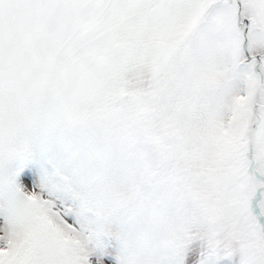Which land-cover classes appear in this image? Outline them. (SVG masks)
Returning a JSON list of instances; mask_svg holds the SVG:
<instances>
[{
	"label": "snow or ice",
	"instance_id": "1",
	"mask_svg": "<svg viewBox=\"0 0 264 264\" xmlns=\"http://www.w3.org/2000/svg\"><path fill=\"white\" fill-rule=\"evenodd\" d=\"M0 264H264V0H0Z\"/></svg>",
	"mask_w": 264,
	"mask_h": 264
}]
</instances>
